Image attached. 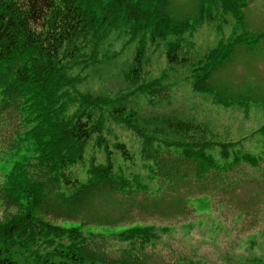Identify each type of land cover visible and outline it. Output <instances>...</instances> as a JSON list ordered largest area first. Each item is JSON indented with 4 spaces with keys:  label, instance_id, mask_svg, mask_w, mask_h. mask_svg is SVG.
Here are the masks:
<instances>
[{
    "label": "trees",
    "instance_id": "obj_1",
    "mask_svg": "<svg viewBox=\"0 0 264 264\" xmlns=\"http://www.w3.org/2000/svg\"><path fill=\"white\" fill-rule=\"evenodd\" d=\"M246 4L247 0H200L198 15L191 21L173 17L169 0H0V108L12 106L25 126L15 149L24 151L25 146V154L13 159L0 187L1 204L13 209L0 217V264H147L129 249L125 251L130 256H109L88 241L91 232L82 230L98 221L97 199L123 202V197L131 200L139 192L147 193L137 174L114 168L116 153L124 161H134L123 142L109 146L103 130L111 120L140 139V158L152 166V176L164 189L176 177L222 182L240 163L259 165L260 156L230 159L224 142L219 143L223 162L218 163L206 151L216 144L207 127L177 113L142 114L133 106L137 96H145V105L155 107L152 99L163 98L166 88V70L145 80L144 40L171 38L165 51L167 65H179L186 60L180 56L184 35L202 24L211 6L230 14L234 27L193 64L191 85L194 91L211 92L214 102L229 104L213 91L209 77L246 38V33H238ZM121 28L129 41L140 35L121 71L122 86L110 95L79 90L81 74L110 59L106 43L117 38ZM263 37L264 32L258 33L252 42ZM91 141L97 148L103 146L106 160L97 162L92 156L85 181L69 176L68 168L85 162ZM45 215L78 219L80 225L61 226ZM112 234L133 248L158 237L154 226Z\"/></svg>",
    "mask_w": 264,
    "mask_h": 264
},
{
    "label": "rangeland",
    "instance_id": "obj_2",
    "mask_svg": "<svg viewBox=\"0 0 264 264\" xmlns=\"http://www.w3.org/2000/svg\"><path fill=\"white\" fill-rule=\"evenodd\" d=\"M199 1L169 0L168 7L176 19L193 21ZM242 14L243 26L238 33H246V38L209 77L213 91L229 104L216 103L211 92L194 91L191 85L193 64L234 27L230 14L211 6L205 10L202 24L192 34L184 35L180 56L186 60L179 65H167L165 51L171 38L144 40L148 58L145 80L158 78L166 70V88L163 98L152 99L155 107L145 105V96H137L133 106H139L142 114L177 113L180 118L207 127L210 134H215L216 144L206 151L218 163L223 162L219 143L224 142L229 145L226 152L230 159L243 154L260 156L259 165L240 163L230 169L222 182L176 177L175 183L164 189L159 178L152 176V166L147 167L140 158V139L131 130L109 121V128L103 130L109 146L123 142L134 161H124L116 153L115 170L137 174L147 188V193L139 192L135 199L95 201L98 221L85 224L82 230L91 232L88 241H94L109 256H130L125 251L129 249L131 255H138L147 264H264V37L252 42L254 35L264 32V0H247ZM117 35L104 49L110 59L86 69L77 83L79 90L110 95L122 86L121 71L139 45L140 35L129 41V34L122 28ZM23 123L22 115L12 106L0 108V187L13 159L25 154V146L24 151L20 147L15 152L18 133L25 128ZM93 142L87 147L85 162L68 168L69 176L85 181L90 158L94 156L97 162L106 160L103 146L97 148ZM150 194L154 195L149 197ZM12 210L0 201V217ZM45 219L66 227L80 225L78 219L51 215H45ZM136 226H154L158 237L143 247L133 248L112 234Z\"/></svg>",
    "mask_w": 264,
    "mask_h": 264
}]
</instances>
